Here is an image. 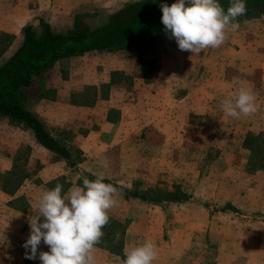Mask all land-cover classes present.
<instances>
[{"label":"crops","instance_id":"obj_1","mask_svg":"<svg viewBox=\"0 0 264 264\" xmlns=\"http://www.w3.org/2000/svg\"><path fill=\"white\" fill-rule=\"evenodd\" d=\"M137 1L141 0H0V65L6 62L21 45L23 30L27 26H31L39 34L42 31L41 21H44L53 33L65 35L73 30L77 17L83 18L87 25L89 24L87 20L88 22L94 19L103 20L96 27L89 26L91 29H96L105 24L108 17L115 11ZM262 16L264 14L259 13L256 17L238 22L239 25H247ZM162 36L167 35L165 33L153 34L147 41L138 39L123 49L92 50L62 57L57 59L48 70L33 77L27 88L28 93L24 105L38 118L55 140L70 150L76 163L75 166L70 167L66 160L40 145L30 128L13 123L7 118L0 119L1 264H40L38 259H26L25 250L22 251L21 245L28 238L29 221L38 215L37 202L40 195L45 190L54 187L56 183L63 185V190L66 191L74 184L81 182L82 176L78 174L82 171L94 177L102 175L114 185L129 190L133 189L134 182L139 180L145 182L143 178L139 179V157L131 154L123 156L119 149L120 146L135 148L134 142H139L131 137H128L131 138L130 140L123 138L124 132H129L134 128L126 124L129 123L127 122L128 114H131L135 107L134 99L141 97H137L133 86L135 82H138L144 87V91L150 90L152 96L151 85L156 79L149 77L147 68L160 65L158 55L154 57L152 50L155 39ZM228 39L227 37L218 48H209L202 52L200 61H206L205 66L211 69L209 76L212 79L215 77L216 68L217 71L219 70L216 74L219 76L217 80L220 78L224 80L230 76L229 67L231 66L242 69V73L238 74L240 78L244 76L247 68L254 67L253 63L260 64L255 58L263 47L240 44L232 45V47L227 42ZM246 48L248 51L245 50ZM183 52L187 53L185 56H192L190 52V54L187 51ZM244 52L248 54L244 55ZM231 54L234 56L232 61L229 59ZM245 58L248 60L245 61ZM163 61L166 62L164 55L161 58L162 66L165 65ZM212 62L216 65H210ZM177 67H179L178 63ZM136 72H138L137 75H135ZM170 78L172 77L165 78L164 83L173 82L169 80ZM128 81L131 82V87L125 85ZM168 87H164L159 92L160 98H154L160 100L159 107L168 109L166 105L167 101L171 100V96L177 97L178 102L173 107L178 108L183 105L181 107L190 113L196 109L188 101L196 99L197 95H192L190 92L180 97L176 93L167 91ZM91 90L96 94L95 100L87 101V93ZM118 92L119 94H112ZM114 96L122 99L115 105L112 102ZM123 97L126 98L125 101ZM100 101L102 107H100ZM111 102L112 105H110ZM122 105L124 106L121 107ZM141 107L148 110L144 103ZM114 110L120 113L119 120H110L112 117L110 113ZM95 111L99 113L93 117ZM144 130L147 131L148 128L143 127L139 146L149 149L148 136L146 135V138L142 136ZM22 151L27 153L24 162H20L18 158ZM142 154L145 156L141 155L143 156L141 162L148 164L150 158L148 150L142 151ZM19 163H24V167H21ZM143 170L144 168L141 173L144 177L145 171ZM14 172L21 177L22 182L13 190H9L5 188L3 180L6 179L8 173ZM135 200L128 202L127 212L131 213L128 219L113 221L126 225L123 252L120 255L113 254L95 246L93 254L96 264H123L126 249L145 241L144 237H140L139 234L147 235L148 233L146 227L151 221L149 219L150 209L153 208L155 211L166 203L151 205L139 199ZM10 228H12V233L5 235L6 231L10 232ZM21 233L24 234L23 237ZM256 240L255 237L254 241ZM242 242L234 243L240 246ZM39 250L47 251L48 247L41 242ZM210 254L212 255L210 259L213 260V253ZM221 255L227 256L223 252ZM240 256L241 254L238 253L236 256L229 255V258L238 260ZM153 264L161 263L154 260ZM164 264L172 263L170 261Z\"/></svg>","mask_w":264,"mask_h":264},{"label":"rangeland","instance_id":"obj_2","mask_svg":"<svg viewBox=\"0 0 264 264\" xmlns=\"http://www.w3.org/2000/svg\"><path fill=\"white\" fill-rule=\"evenodd\" d=\"M99 21L86 22L96 27L103 20ZM227 37L231 46L263 47L255 58L260 64L253 63L254 67L247 68L240 78L238 74L242 69L231 66V74L224 80H217L219 70L216 68L212 79L206 61H200L203 53L185 56L187 53L180 52L174 39L162 36L155 39L152 50L154 57L158 55L160 65L147 68L149 77L156 79L151 85L152 96L150 90L144 91L138 82L133 86L137 97H141L134 99L135 107L128 114L126 124L132 125L133 131L124 132L123 138L131 137L139 142H134L135 148L120 146L119 150L123 156L139 157V179L145 182H134L131 190L147 193L159 189L163 195H170L179 188L189 194L187 202H158L166 203L155 211L150 209L148 233L139 234L156 246L155 260L161 264L170 261L172 264H264V16L253 23L241 24L234 32L228 31ZM163 55L164 66L161 65ZM229 56L232 61L234 56ZM167 77H172L169 80L173 82L164 83ZM125 85L132 86L130 81ZM166 86H169L167 91L180 97L190 92L197 95L196 99L188 101L196 109L190 113L181 107L183 105L173 107L178 102L177 97L171 96L166 105L168 109L159 107L160 100L154 98H160L159 92ZM240 88L250 89L255 94L257 111L239 118L228 117L222 112L220 101L234 97ZM87 94V101L95 100L94 91ZM119 100L122 99L114 96L112 102L115 105ZM142 103L148 110L142 109ZM116 111L110 113V120L120 119ZM98 113L95 111L93 117ZM143 127L148 128L142 136H148L149 149L139 146ZM256 136H260L258 141H253ZM146 150L150 158L148 164H143L141 155L145 156L142 151ZM26 154L22 151L18 155L20 162L27 158ZM19 164L24 167V163ZM116 200L117 204L108 211L109 219L112 222L128 219L131 216L127 212L128 202L136 200L119 190ZM9 230L5 235L12 233V228ZM237 241L243 242L236 246ZM1 247L0 221V264ZM222 252L227 256L221 255ZM238 253L241 254L239 261L229 258Z\"/></svg>","mask_w":264,"mask_h":264},{"label":"clouds","instance_id":"obj_3","mask_svg":"<svg viewBox=\"0 0 264 264\" xmlns=\"http://www.w3.org/2000/svg\"><path fill=\"white\" fill-rule=\"evenodd\" d=\"M164 33L174 39L179 50L200 55L221 46L228 31L239 28L238 17L246 12V0H229L225 9L220 0H174L160 4ZM222 112L232 118L257 111L256 96L240 88L234 97L220 101ZM82 180L66 191L56 183L37 202L38 215L29 221L30 231L22 247L25 258L40 264H96L94 247L109 221L108 211L117 204L118 189L105 183L102 175ZM43 218V219H41ZM43 242L47 251L39 250ZM156 246L145 240L126 249L123 264H153Z\"/></svg>","mask_w":264,"mask_h":264},{"label":"trees","instance_id":"obj_4","mask_svg":"<svg viewBox=\"0 0 264 264\" xmlns=\"http://www.w3.org/2000/svg\"><path fill=\"white\" fill-rule=\"evenodd\" d=\"M173 2L174 0H141L128 4L111 14L106 23L96 29H91L84 23L83 18L77 17L73 30L65 35L53 33L44 21H41L42 31L39 34L31 26L25 27L21 45L6 62L0 65V119L7 118L13 123L30 128L40 145L66 160L70 167L75 166L70 150L55 140L24 105L27 88L33 77L48 70L57 59L62 57L92 50L123 49L138 39L147 41L153 34H163L160 4L171 5ZM220 3L226 9L229 0H220ZM259 13L264 14V0H246V12L237 20L251 19ZM259 137H253L252 140L258 141ZM253 145L256 146V142ZM81 173L90 179L95 178L84 171ZM21 182L22 179L16 172L6 175V183L3 180L5 188L9 190H13ZM104 182L113 184L106 179ZM114 186L129 198L146 203L189 200V196L179 188L173 194L163 195L159 189L140 194L138 191ZM125 226L109 219L102 229V237L95 246L120 255L123 252Z\"/></svg>","mask_w":264,"mask_h":264}]
</instances>
